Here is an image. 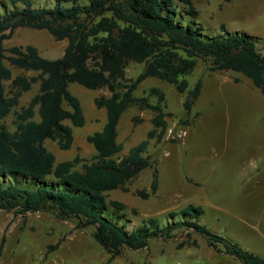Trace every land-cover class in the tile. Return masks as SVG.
<instances>
[{
  "label": "trees",
  "instance_id": "trees-1",
  "mask_svg": "<svg viewBox=\"0 0 264 264\" xmlns=\"http://www.w3.org/2000/svg\"><path fill=\"white\" fill-rule=\"evenodd\" d=\"M177 1L179 5L174 0H55L51 8H35L31 0H10L24 6L0 15V119L18 106L20 96L33 83H39V91L14 111L13 131L0 124V209L21 214L52 209L61 218L77 217V227L94 226L93 239L109 254L106 263L126 247L140 249L153 237L170 236L175 229H193L211 245L221 244L225 254L242 264H264V257L199 224L203 210L198 206L188 204L179 213H170V217H180L164 225L150 217L128 230L122 213L125 204L106 199L107 191H127L126 184L148 167L154 171L151 192L157 189L155 161L147 150L150 139H162L170 113L164 110L165 95L158 87H150L149 95H134L146 78L167 81L184 93L186 77L202 60L212 72H241L264 95V49L257 48L245 34L227 32L222 24L220 35L204 38L201 26L192 20L184 24L177 17L179 11L182 17L184 12H195L192 1ZM18 27L46 30L55 40H66L62 55L45 58L27 44L12 46L6 56L3 41ZM5 59L13 67L37 74L12 76ZM130 62L144 64L135 78L126 77ZM70 82L108 90L109 95L94 98L96 107L105 109L106 119L100 130L86 137L95 150L90 159L75 155L56 163L44 141L50 139L60 149H69L74 140L72 126L85 124L81 102L68 89ZM201 89L202 82L197 80L183 100L186 110L190 111ZM151 95L156 96L155 102L149 100ZM133 104L153 112L152 128L146 138L121 155L117 125ZM137 195L147 198L149 193L138 190ZM104 210L114 215L107 217ZM4 241L2 235L0 256Z\"/></svg>",
  "mask_w": 264,
  "mask_h": 264
},
{
  "label": "rangeland",
  "instance_id": "rangeland-1",
  "mask_svg": "<svg viewBox=\"0 0 264 264\" xmlns=\"http://www.w3.org/2000/svg\"><path fill=\"white\" fill-rule=\"evenodd\" d=\"M31 1L35 8L55 5V0ZM191 1L195 12H184L182 17L178 10L177 17L184 24L192 20L201 26L204 38L220 35L222 24L227 32L247 35L263 51L264 0ZM23 6L22 2L0 0V15ZM66 43V40H55L46 30L29 27L16 28L3 41L6 56L10 55L8 50L12 46L30 44L41 56L50 59L60 57ZM4 64L11 68L12 76L37 74L13 67L6 59ZM143 67V63L130 62L126 77L135 78ZM186 78L188 87L184 93L155 77L143 80L133 92L136 96L149 95L150 87H158L165 95L164 110L170 113L165 118L166 131L162 139H150L147 150L155 161L157 189L151 192L154 171L148 167L126 184L127 191H107L106 199L125 204L122 213L127 219L128 230L150 217L164 225L180 217L179 214L170 217V213H179L192 204L202 208L198 223L211 232L216 227L225 235L230 223L236 231L239 227L250 230L244 221L264 232V95L241 72H212L208 62L202 60ZM235 78L240 81L231 82ZM197 80L202 82L201 93L188 111L182 103ZM68 89L81 102L85 124L76 127L64 121L72 126L74 136L69 149H60L50 139L44 141L55 155L56 163L75 155L90 159L95 150L86 137L100 130L106 119L105 109L94 104L95 97L109 95L106 88L88 89L70 82ZM38 91L39 83H33L22 93L18 106L0 119V124L13 131L14 111L26 105ZM149 100L155 102L156 96H149ZM152 116L151 110L140 109L134 104L122 113L117 125V140L123 145L121 155L146 138L147 131L152 128ZM35 119H39L38 113ZM138 190L148 192L149 196L140 197ZM112 214L104 210L105 216ZM77 223V217L61 218L52 209L25 214L0 209V240L5 236L0 264H242L225 254L221 244L211 245L193 229H175L170 236L153 237L140 249L126 247L106 263L109 254L93 239L94 226L77 227Z\"/></svg>",
  "mask_w": 264,
  "mask_h": 264
},
{
  "label": "crops",
  "instance_id": "crops-1",
  "mask_svg": "<svg viewBox=\"0 0 264 264\" xmlns=\"http://www.w3.org/2000/svg\"><path fill=\"white\" fill-rule=\"evenodd\" d=\"M239 81L240 80H238V81H231V82L238 83ZM19 100H20V98H19ZM217 220H218V218H217V216H215V221H217ZM260 222L261 221L258 220V223H260ZM244 223L245 224H248L250 226V228H249L250 230H247V229L246 230H243L242 228L239 227V229L236 231L235 229H232L233 225L230 223L229 224V229H227L225 231V233H224L225 235H223L221 233L222 232L221 229H217L216 227L213 228L214 231H212V232H214V233H216L218 235L219 234H222L223 236H225L226 238L230 239L231 241H233V242H235L237 244L239 242V243L242 244V246H240L239 244L238 245L242 249L247 250L249 252H252L254 254H257L259 256L264 257V232L261 231L259 228H257V229L254 228L253 226L255 224L252 225V223H249L248 221H244ZM234 239L237 240V241H235ZM239 263H241V262H239Z\"/></svg>",
  "mask_w": 264,
  "mask_h": 264
}]
</instances>
